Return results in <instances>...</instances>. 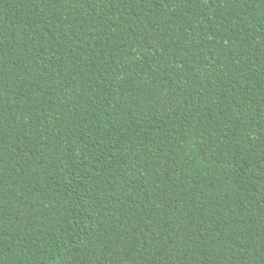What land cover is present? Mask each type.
Listing matches in <instances>:
<instances>
[{
    "label": "trees",
    "instance_id": "obj_1",
    "mask_svg": "<svg viewBox=\"0 0 264 264\" xmlns=\"http://www.w3.org/2000/svg\"><path fill=\"white\" fill-rule=\"evenodd\" d=\"M0 264H264V0H0Z\"/></svg>",
    "mask_w": 264,
    "mask_h": 264
}]
</instances>
